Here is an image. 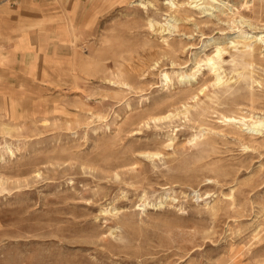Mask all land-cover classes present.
I'll list each match as a JSON object with an SVG mask.
<instances>
[{"label":"rangeland","instance_id":"rangeland-1","mask_svg":"<svg viewBox=\"0 0 264 264\" xmlns=\"http://www.w3.org/2000/svg\"><path fill=\"white\" fill-rule=\"evenodd\" d=\"M45 1L70 51L0 100V264H264V0Z\"/></svg>","mask_w":264,"mask_h":264},{"label":"crops","instance_id":"crops-1","mask_svg":"<svg viewBox=\"0 0 264 264\" xmlns=\"http://www.w3.org/2000/svg\"><path fill=\"white\" fill-rule=\"evenodd\" d=\"M11 1L0 0V100L5 91L31 88L27 84L32 73L28 68L35 64L33 52L38 53L37 65L42 66V56L50 58L51 52H57V57L65 58L70 51L66 42L71 32L66 30L65 11L59 12L64 1L18 0L15 7Z\"/></svg>","mask_w":264,"mask_h":264},{"label":"bare ground","instance_id":"bare-ground-1","mask_svg":"<svg viewBox=\"0 0 264 264\" xmlns=\"http://www.w3.org/2000/svg\"><path fill=\"white\" fill-rule=\"evenodd\" d=\"M214 2H215V0H213ZM192 3H194V7H197V6H199V4L197 3V2H195V1H192ZM226 3V2H225ZM173 5V4H172ZM194 7H192V8H194ZM198 9H203V10H205L206 8L205 7H198L196 10H198ZM222 49V48H221ZM217 51L220 53L222 50H220V49H217ZM254 52V51H253ZM216 54H218V53H216ZM220 55V54H219ZM210 61H211V59H210ZM212 64H214V63H212ZM215 69V68H214ZM217 78V80L219 81L220 80V76L217 74V76H216ZM229 121L231 120V121H234V122H237V121H235V119L234 118H229L228 119Z\"/></svg>","mask_w":264,"mask_h":264}]
</instances>
